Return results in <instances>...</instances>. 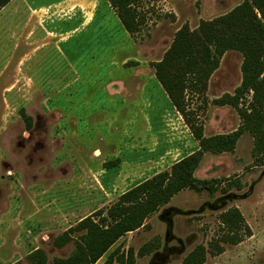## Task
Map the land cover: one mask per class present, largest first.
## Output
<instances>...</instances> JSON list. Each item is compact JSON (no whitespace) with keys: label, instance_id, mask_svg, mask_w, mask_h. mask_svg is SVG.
<instances>
[{"label":"rangeland","instance_id":"374dc122","mask_svg":"<svg viewBox=\"0 0 264 264\" xmlns=\"http://www.w3.org/2000/svg\"><path fill=\"white\" fill-rule=\"evenodd\" d=\"M243 1L146 0L137 4L143 24L138 33L130 35L129 47L126 45L125 50L119 52L126 58L116 60L113 71L155 73L152 64L164 57L180 29L189 26L196 30L202 21L223 16ZM136 56L138 60L133 59ZM242 62L240 53H226L207 92L188 94L190 111L197 122L207 128L208 136L205 137L229 135L242 125L236 109L218 104L224 96H233L241 86ZM150 96L154 98V105L137 113V123L147 125L144 134H140L135 126L129 125L125 129L126 142L134 154L145 153L146 157V146L142 150L136 145L140 141L146 145L150 141L156 142V97ZM250 100L251 95H247L242 104ZM23 106H18V116L24 126L17 123L9 136L0 138V264H33L30 255L37 250L45 252L47 264H55L56 260L69 258L76 251L77 237L63 248H57L54 241L70 229L68 226L77 224L70 221V225H54L47 213L64 205L68 199L73 201L94 194L86 191L83 183L79 187V173L75 172L81 169L89 172L88 167L98 172L102 168L111 173L118 172L121 160L108 159L102 164V160L97 161L92 155L75 154L74 144L62 143L59 137L58 122L63 117L57 111H41L36 106L32 111H26ZM26 116L35 125L30 129ZM255 146L254 138L246 132L234 151L205 154L195 177L208 181L217 191L212 193L208 188H202L180 192L152 215L144 228L122 237L96 264H104L113 252L126 254L129 249L134 251L135 264H182L199 246L210 251L211 243L221 232V215L234 208L241 212L251 229V236H246L238 245L221 244L224 253L218 256L208 253L205 264H264V165L262 158L255 154ZM132 155L125 154L127 163L119 173L127 172L132 184L150 179L152 173L133 171L136 166L131 164ZM144 167L145 171L153 168ZM111 176L113 180L119 178L115 173ZM81 178L84 181L91 178L97 184L99 176L83 175ZM125 190L115 192V195H122ZM118 199L115 196L102 208L104 215ZM95 219L98 221L99 218ZM47 223L51 224L52 230L42 234L41 229ZM42 235L47 236L42 239Z\"/></svg>","mask_w":264,"mask_h":264},{"label":"crops","instance_id":"0c3cea01","mask_svg":"<svg viewBox=\"0 0 264 264\" xmlns=\"http://www.w3.org/2000/svg\"><path fill=\"white\" fill-rule=\"evenodd\" d=\"M130 39L109 0H11L0 11V138L9 136L17 123L24 126L19 105L26 111L36 106L63 117L59 137L62 143L74 144L75 154L92 155L102 164L121 160L118 172L90 167L89 172H75L79 187L83 183L94 194L75 202L68 199L46 212L54 225L78 224L123 195L115 192L132 190L200 149L155 73L113 71L116 60H125L119 52L129 47ZM152 94L156 142L136 145L142 150L146 146V157L134 154L125 129L135 126L144 134L147 125L137 123V113L154 105ZM204 135L208 136L206 127ZM126 153H133V171L152 173L150 179L132 184L127 172L119 173L126 166ZM144 166L153 168L145 171ZM113 173L119 178L113 180ZM83 175L99 176L98 183L84 181ZM41 230L49 233L52 226L47 223Z\"/></svg>","mask_w":264,"mask_h":264},{"label":"trees","instance_id":"16d2710c","mask_svg":"<svg viewBox=\"0 0 264 264\" xmlns=\"http://www.w3.org/2000/svg\"><path fill=\"white\" fill-rule=\"evenodd\" d=\"M10 1L0 0V11ZM144 1L109 0L130 35L138 33L143 24L136 5ZM231 51L243 57L242 83L233 96H224L218 104L236 109L242 125L229 135L205 137L203 125L189 109L188 94L206 93L222 58ZM152 67L173 106L199 142L200 149L174 164L169 171L124 193L106 215L99 210L56 238L54 245L57 248H63L75 237L78 241L76 251L69 258L56 260L55 264H96L122 237L144 228L146 221L180 192L202 188L216 192L214 185L198 180L195 173L205 154L234 151L246 132L254 138L255 154L262 158L264 165V0H244L231 12L202 21L196 30L184 26L164 57ZM247 95H251V100L242 104ZM25 119L30 129L31 119L27 116ZM220 220L221 232L211 243L210 251L199 246L182 264H205L208 253L212 256L224 253L221 244L238 245L246 236H251V229L237 208L223 213ZM30 260L33 264H47V256L42 250L32 253ZM104 264H135L134 251L113 252Z\"/></svg>","mask_w":264,"mask_h":264}]
</instances>
